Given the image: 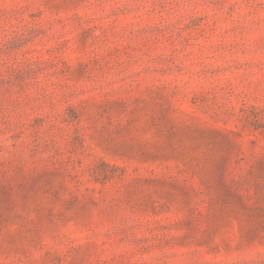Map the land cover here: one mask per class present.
<instances>
[{
    "label": "rangeland",
    "instance_id": "obj_1",
    "mask_svg": "<svg viewBox=\"0 0 264 264\" xmlns=\"http://www.w3.org/2000/svg\"><path fill=\"white\" fill-rule=\"evenodd\" d=\"M0 264H264V0H0Z\"/></svg>",
    "mask_w": 264,
    "mask_h": 264
}]
</instances>
